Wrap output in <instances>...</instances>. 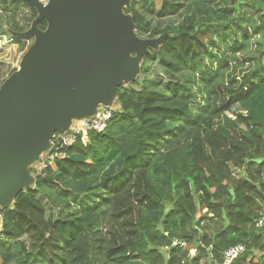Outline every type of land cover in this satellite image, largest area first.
<instances>
[{"label": "trees", "instance_id": "16d2710c", "mask_svg": "<svg viewBox=\"0 0 264 264\" xmlns=\"http://www.w3.org/2000/svg\"><path fill=\"white\" fill-rule=\"evenodd\" d=\"M15 2L0 0V16ZM161 2L126 9L138 35L147 11L205 4L209 19H189L151 48L141 80L119 89L105 132L71 145L57 133L32 169L35 185L1 212L0 264H222L236 245L246 252L234 264H264V0L239 1L233 33L213 28L218 0ZM26 3L31 16L0 28V86L17 69L4 77L3 67L27 50L28 39L4 36L30 28L37 12ZM235 105L245 114L228 115ZM174 240L184 247L167 251Z\"/></svg>", "mask_w": 264, "mask_h": 264}, {"label": "water", "instance_id": "95a60500", "mask_svg": "<svg viewBox=\"0 0 264 264\" xmlns=\"http://www.w3.org/2000/svg\"><path fill=\"white\" fill-rule=\"evenodd\" d=\"M24 1L37 17L28 30L9 31L33 44L0 86V216L35 185L32 169L58 142L57 133L71 136L76 121L113 107L121 87L141 80L151 48L170 37L137 34L126 9L139 0ZM230 1L235 7L240 0Z\"/></svg>", "mask_w": 264, "mask_h": 264}, {"label": "rangeland", "instance_id": "374dc122", "mask_svg": "<svg viewBox=\"0 0 264 264\" xmlns=\"http://www.w3.org/2000/svg\"><path fill=\"white\" fill-rule=\"evenodd\" d=\"M150 5H152L150 8H159V10L162 7V2L160 0H148ZM220 4L218 5H211L213 7L212 10V22L215 25H219V27H216L215 25L213 26L214 30L218 31V32H229V33H233L235 31V29L237 28V24L242 25V20L235 22L234 23V19L235 20H239L238 16L233 18L232 16L235 15L238 12V15H241L240 12V5L236 8H234L233 13H231V11L228 8V0H218ZM142 6L144 7V5L141 3L140 4V8H142ZM29 6L27 5L26 1H22L19 0L15 3H11L8 7L3 8L2 14L0 16V28L2 30H4V28L6 29V27H10V28H16L19 27V23H18V19H22V21H24V19L26 17V14L28 16H31L30 13H26L29 12ZM183 8H181L179 11H175L173 13H168L167 15H165L164 17H160L157 15H152L150 12L147 11L146 17H147V22L148 25L145 28V30H142V33L140 32L139 36L141 38L144 39H152V38H156L155 35L157 34H165V33H169V32H174L176 31L179 26H182L183 24H185L189 19H195L196 17H205L207 20L209 19V10L207 9V5L203 4V5H198V6H193L191 5L190 7H188L186 10H182ZM237 9V10H235ZM1 10V8H0ZM182 10V11H181ZM236 11V12H235ZM179 12V13H178ZM235 12V13H234ZM249 12V11H248ZM233 18V19H232ZM2 26V27H1ZM178 27V28H177ZM6 38H10L13 37L12 34L10 32H8L6 35H4ZM28 46H27V50L31 47V45L33 44V40L32 39H28ZM229 44H231L229 42ZM26 50V51H27ZM25 51V52H26ZM24 53H20V55L17 58V61L14 64L11 65H5L6 67H3L2 71H3V75L4 77H6L7 75H9V73L12 71L13 68H18L19 63L21 58L23 57ZM214 100L216 102V105L219 108H225V106L228 104L227 103V98L226 96H224V93L222 92L221 89H215L214 92ZM117 107V105L113 106ZM226 111H228V115H230L231 117H236L239 114H245L239 106L235 105L232 106L230 109H226ZM207 151L210 152V149L207 148ZM47 159L46 156H42L41 161H45ZM43 162H38L36 163V165L34 166V168H37V170L41 169L42 167V163ZM45 204H47V202L45 201ZM49 206V205H47ZM50 207V206H49ZM217 227L214 226L213 221H206L205 222V228L206 230H208L209 232H211L212 228ZM202 264H205V262H203Z\"/></svg>", "mask_w": 264, "mask_h": 264}, {"label": "built area", "instance_id": "2783aa9c", "mask_svg": "<svg viewBox=\"0 0 264 264\" xmlns=\"http://www.w3.org/2000/svg\"><path fill=\"white\" fill-rule=\"evenodd\" d=\"M40 2L46 4L48 0H39ZM114 115V108H105L102 113H98L95 120H80L76 121L74 126L72 127V135H64L62 137V143L63 145H71L74 144L80 136H86L89 133L95 132V133H103L106 131V129L109 126L110 120L112 119ZM55 156H58L56 154ZM263 222L261 221L259 225H262ZM3 227L0 224V233L2 232ZM184 247V243L179 240H174L172 243V246L169 248H166L167 251H169L172 247ZM246 252V248L243 245H236L231 247L229 250L225 252L224 255V261L222 264H234L235 261H237L244 253Z\"/></svg>", "mask_w": 264, "mask_h": 264}, {"label": "crops", "instance_id": "0c3cea01", "mask_svg": "<svg viewBox=\"0 0 264 264\" xmlns=\"http://www.w3.org/2000/svg\"><path fill=\"white\" fill-rule=\"evenodd\" d=\"M160 1H161V0H160ZM140 4H141V3H139V9H141V8H140ZM142 4H143V3H142ZM142 8H143V6H142ZM156 8H157V7H156ZM156 10L158 11V10H159V8H158V9H156Z\"/></svg>", "mask_w": 264, "mask_h": 264}]
</instances>
